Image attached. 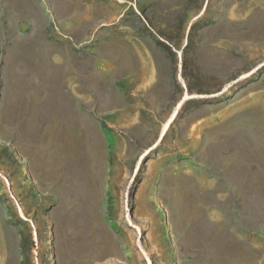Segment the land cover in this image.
Returning a JSON list of instances; mask_svg holds the SVG:
<instances>
[{
	"label": "rangeland",
	"instance_id": "rangeland-1",
	"mask_svg": "<svg viewBox=\"0 0 264 264\" xmlns=\"http://www.w3.org/2000/svg\"><path fill=\"white\" fill-rule=\"evenodd\" d=\"M121 1L0 0V264H264V0Z\"/></svg>",
	"mask_w": 264,
	"mask_h": 264
},
{
	"label": "bare ground",
	"instance_id": "bare-ground-1",
	"mask_svg": "<svg viewBox=\"0 0 264 264\" xmlns=\"http://www.w3.org/2000/svg\"><path fill=\"white\" fill-rule=\"evenodd\" d=\"M117 1H118V0H117ZM120 1H121V0H120ZM120 3H123V2L121 1ZM201 12H202V11H201ZM201 12H200V14H201ZM200 14H199V15H200ZM199 15H198L196 18H194V19H197V18L199 17ZM178 54H179V52H178ZM262 65H264V63L261 64L260 66L256 67V68H254V69H253L252 71H250L248 74L243 75V76H240L238 79H236V80L233 81V82L235 83V82H237L238 80H242V79L246 78L247 76H249L251 73H253L256 69H258V68L261 67ZM179 81L183 83L181 77H179ZM182 86H183V88H185L184 84H183ZM227 89H228V86H226V87H225V88H224L219 94H223L224 92L227 91ZM199 98H201V97H200V96L188 95L187 93L184 94L182 100H181L180 102H178V104L175 106V108H174V110L172 111V113H171V115L169 116V118H168V119L166 120V122L163 124V126H162V130H161V132H160V134H159V137H158V139L156 140V142H155L154 144H152L147 150H145V151L142 153V155L140 156V158L138 159V161H137V163H136V165H135V169H134V172H133L132 179H133V177H135L136 174H137V171H138V169H139V164H140V162H141V161H142V160L148 155V153H149L150 151H152V149H154V148L157 146V144H158V143L161 141V139L164 137V134H165V133L168 131V129L171 127L173 121L176 119V117H177V115H178V110L181 108V106L183 105V103H185L186 101H189V100H191V99H199ZM4 181H5V183H6L7 185H9V183H8V181H7L6 179H4ZM131 181H132V180H131ZM18 211H19L20 217H21L23 220H27V219L24 217V215H23V213H22V211H21L20 208L18 209ZM170 226H171V225H170ZM136 229H137V231H139V229H138L137 227H136ZM139 248H141L140 250H141L142 255L144 256V260L147 262V264H150V261H149L148 255L142 250V246H141L140 243H139Z\"/></svg>",
	"mask_w": 264,
	"mask_h": 264
}]
</instances>
